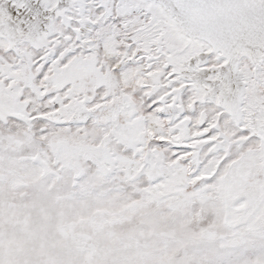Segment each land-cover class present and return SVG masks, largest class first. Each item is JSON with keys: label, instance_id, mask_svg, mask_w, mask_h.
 <instances>
[{"label": "snow or ice", "instance_id": "obj_1", "mask_svg": "<svg viewBox=\"0 0 264 264\" xmlns=\"http://www.w3.org/2000/svg\"><path fill=\"white\" fill-rule=\"evenodd\" d=\"M0 264H264V0H0Z\"/></svg>", "mask_w": 264, "mask_h": 264}]
</instances>
